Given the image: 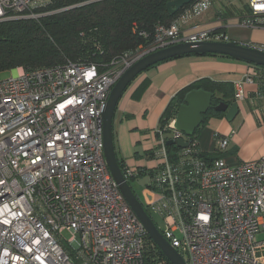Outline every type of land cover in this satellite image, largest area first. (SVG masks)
<instances>
[{
	"label": "built area",
	"instance_id": "obj_1",
	"mask_svg": "<svg viewBox=\"0 0 264 264\" xmlns=\"http://www.w3.org/2000/svg\"><path fill=\"white\" fill-rule=\"evenodd\" d=\"M53 1L0 0V23L39 19ZM215 1L195 0L187 11L200 17ZM249 11L241 26L264 28V0H249ZM138 28L147 44L110 63L18 68L0 79V264H147L149 236L104 157L103 107L123 73L146 55L226 40L209 31L185 35L180 18L151 34ZM245 85H261L255 97L264 117V71L250 65L234 84L236 101L245 98ZM234 134L217 136L219 152ZM158 136L156 168L124 163L123 174L128 182L150 177L156 197L145 206L165 239L187 264H264V158L237 165L206 159L175 119ZM168 140L188 146L171 158Z\"/></svg>",
	"mask_w": 264,
	"mask_h": 264
},
{
	"label": "crops",
	"instance_id": "obj_2",
	"mask_svg": "<svg viewBox=\"0 0 264 264\" xmlns=\"http://www.w3.org/2000/svg\"><path fill=\"white\" fill-rule=\"evenodd\" d=\"M246 3L248 11L242 14L239 12L238 16L236 13L239 9L228 13L223 7L217 9V3L200 17H191L187 8L177 18L181 19L185 35L209 31L226 41L263 46L264 28L241 26L242 21L250 16L249 1ZM233 28L240 31L230 37L227 31ZM244 29L250 30L242 31ZM249 67L247 63L226 57H184L163 62L141 74L123 95L115 114L114 140L119 158L135 170L155 169L158 162L149 154L158 145L160 120L172 99L183 89L204 79L232 83L234 86L247 74ZM260 86L245 85V98L240 101L235 100L233 93V99L240 107L234 122L211 117L201 126L198 143L204 154L225 158L232 165L264 158L262 102L255 97ZM231 131H235V134L229 146L225 152H219L217 136L229 135ZM141 180L146 181L143 190L149 187L148 175L144 174Z\"/></svg>",
	"mask_w": 264,
	"mask_h": 264
},
{
	"label": "trees",
	"instance_id": "obj_3",
	"mask_svg": "<svg viewBox=\"0 0 264 264\" xmlns=\"http://www.w3.org/2000/svg\"><path fill=\"white\" fill-rule=\"evenodd\" d=\"M172 1L175 0H54L48 8L39 11L42 14L39 19L0 23V75L18 68L34 71L68 61L110 63L114 58L135 52L147 44L144 38L133 31L134 24L138 25V31L151 34L156 25L170 24L192 5L191 3L171 16L167 4ZM185 57L223 56L206 54ZM259 69L264 71V68ZM194 90L212 93L213 107L222 102L229 105L235 102L232 83H218L208 79L197 81L172 99L161 117L159 129L163 130L176 118L186 95ZM211 117L225 118V114L215 112L212 108L204 116L205 123ZM200 129L196 131L194 139H198ZM167 150L171 158H176L181 151L176 146L168 147ZM204 155L209 160L222 158ZM151 156L150 153L149 157ZM117 157L124 171V161L119 158L118 153ZM145 256L147 264H171L149 237Z\"/></svg>",
	"mask_w": 264,
	"mask_h": 264
},
{
	"label": "water",
	"instance_id": "obj_4",
	"mask_svg": "<svg viewBox=\"0 0 264 264\" xmlns=\"http://www.w3.org/2000/svg\"><path fill=\"white\" fill-rule=\"evenodd\" d=\"M192 2L193 0H175L167 4V10L171 16H174ZM206 54L229 57L238 62L264 68V50L257 45L243 44L237 41H205L178 44L150 53L126 70L111 89L108 101L102 110L104 157L110 174L118 184L126 202L143 224L149 238L171 264H187V262L165 239L154 219L149 215L144 204L125 178L119 165L115 148L114 119L120 100L129 86L141 74L169 60L189 55ZM212 103L213 94L210 92L194 90L188 93L175 118V129L184 133L187 137H194L196 131L205 123L204 116L212 108L215 112L225 114V119L229 123L234 122L240 113L238 102H234L232 105L222 102L216 107H213ZM166 146H176L180 149H185L188 144L183 140H178L177 142L168 140Z\"/></svg>",
	"mask_w": 264,
	"mask_h": 264
},
{
	"label": "rangeland",
	"instance_id": "obj_5",
	"mask_svg": "<svg viewBox=\"0 0 264 264\" xmlns=\"http://www.w3.org/2000/svg\"><path fill=\"white\" fill-rule=\"evenodd\" d=\"M222 0H216L215 1V4L216 5V8L217 9H220L223 7V9L230 13V10H233L235 11L236 9H239L236 13V15H240V13L242 14L247 12L248 11V7H247V3L249 0H223L222 3H221ZM235 5V6H234ZM237 6V7H236ZM241 6V7H240ZM240 12V13H239ZM249 31L250 29H244L242 31ZM240 30H238L237 28H233V30L229 29L227 31V35H229L231 37V35L234 33H238ZM15 71V70H13ZM13 73L12 72H7V73H4L2 75H0V79H6V78H9L10 76H12ZM170 137V136H169ZM141 177H139V179H136V180H133V181H130V185L132 187V189L135 191V193L137 194V196L140 198V200L142 201L143 204H147L148 202L154 200V198L156 197L154 194H152L148 187H144V190H143V184L146 182V181H142L141 180ZM142 181V182H141ZM153 219L154 221L157 223V225H159V227L161 226L162 227V223L160 222V219L158 217H154L153 216ZM69 237V236H68Z\"/></svg>",
	"mask_w": 264,
	"mask_h": 264
}]
</instances>
